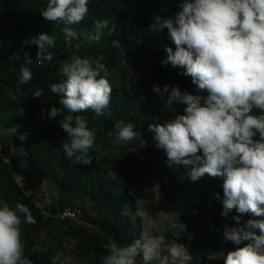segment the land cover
<instances>
[{
  "label": "clouds",
  "instance_id": "1",
  "mask_svg": "<svg viewBox=\"0 0 264 264\" xmlns=\"http://www.w3.org/2000/svg\"><path fill=\"white\" fill-rule=\"evenodd\" d=\"M89 3L90 0H47L41 16L63 25L64 43L71 48L73 39L78 37L72 26L87 17ZM176 3L178 11L172 16H156L151 29L167 30V39L174 48L165 46L166 58L161 64L180 69V75L190 77L197 94L182 92L178 86L169 91L168 84L162 88L153 86L154 93L167 94L166 110L174 111V105H185L183 114L162 123L156 118L155 123L149 124L153 149L166 155L168 167L176 171L180 167L187 169L181 179L197 182L205 175L222 178L223 196L219 192L214 194V199L222 204L220 214L227 218L233 211L237 213L232 217L235 226L225 225L223 229L224 242L236 246L223 254V264H264V0H176ZM115 27L108 19L95 20V30L87 39L98 42L103 30L111 34ZM28 42L38 48L35 57L38 65L53 61L49 49L56 46L54 36L40 33ZM112 46L120 50L122 57L126 56L119 41L113 40ZM79 47L75 45L77 51ZM20 58L19 51L8 57ZM103 60V56L93 59L72 55L62 61L59 71L65 79L50 88L59 97L61 107L40 110L42 119L45 115L52 120L62 116L57 123L68 138L62 149L67 158L75 157L77 164L93 163L90 150L96 142L95 130L81 113L91 111L97 117L111 114L113 88ZM23 61L18 82L25 85L34 78L29 67L33 59L25 52ZM42 95L41 88L31 93L33 99ZM115 129L116 139L121 142L142 137L132 122L119 120ZM26 138V133L19 136L21 141ZM121 215L129 217L135 226L139 213L125 207ZM245 215L256 218L242 222ZM167 221L177 237L187 229L173 213L168 214ZM36 223L27 205L16 202L13 206L0 199V264H33L25 255L22 226ZM151 227L158 228L155 220L151 221ZM187 238L192 239L193 235L188 234ZM104 248L100 264H192L193 261L184 243L174 239L166 245L164 237L151 236L147 231L125 244L110 240Z\"/></svg>",
  "mask_w": 264,
  "mask_h": 264
},
{
  "label": "trees",
  "instance_id": "2",
  "mask_svg": "<svg viewBox=\"0 0 264 264\" xmlns=\"http://www.w3.org/2000/svg\"><path fill=\"white\" fill-rule=\"evenodd\" d=\"M46 5L47 0H0V17L8 19L18 29L21 44L27 39L25 51L17 48L7 57L0 54V80L7 86V89L0 87V148L8 159L6 162L0 155V195L13 206L16 202L24 203L36 218V224L22 226L25 255L33 264H53L56 257V264H68L66 255L71 251L91 264H100L105 254L104 245L110 240L125 244L146 231L140 221L138 200L130 190L140 188L139 193L145 197L143 189L157 180L162 196L175 209L174 216L187 226L186 231L177 237L167 221V231L158 236L165 238L166 245L174 239L187 245L193 256L192 264H223V254L236 247L231 242H224L223 229L225 225L235 226L232 217L237 213L233 211L227 218L220 214L222 204L214 199V194L219 192L223 196L222 178L209 177L210 181L177 185L174 180L176 170L166 165V155L157 150L151 157L154 146L148 126L160 117L158 99L167 97V94L154 93L153 86L162 88L168 84L169 91L172 86H178L182 92L187 90L197 94L191 78L180 75V69L159 64L162 55L166 58L163 46L174 48V45L167 39L166 29H151L156 16H172L178 11L176 0H90L87 17L81 24L72 26L78 37L73 39L71 48L64 43L63 25L48 22L41 16ZM98 19H108L110 25L115 24L116 27L111 34L107 29L103 30L100 41L95 42L87 36L94 32V21ZM40 33L54 36L56 40V46L49 49L54 56L53 61L43 65H38L35 60L37 46L28 42ZM82 37H85V44L77 51L75 45ZM113 40L122 45L125 57L112 46ZM17 51L21 57L19 60L8 59ZM25 52L33 59L29 67L34 78L28 84L17 86ZM72 55L93 59L103 56L102 62L109 70L113 88L110 115L97 117L91 111L81 113L96 132L95 146L90 150L93 156L91 165L77 164L73 162L75 157H66L62 144L67 143L68 138L61 128L53 134L43 127V123H57L62 116L56 120L46 115L41 118V108L47 111L52 106L61 107L59 97L50 88L51 84L64 81L65 77L59 71L60 64ZM138 70L143 72V79L134 82ZM37 88L43 89V95L33 99L31 93ZM184 107L177 105L171 118L183 114ZM64 114L67 115L66 110ZM119 120L132 122L142 137L129 141L116 173L111 171L107 162L109 153L117 145L118 139L113 132ZM20 127L27 134L24 142L4 134L8 128L20 132ZM14 143L20 148L17 152L13 149ZM24 159L30 162V173L37 177L36 184L48 182L57 191V202L48 204L51 216L36 208L35 201L38 200L27 195L31 188L25 187L26 191L18 183L22 178L21 160ZM157 170L158 178L154 179ZM37 191L35 186L33 193ZM79 199L90 202L93 207L84 211L78 221L59 220L57 212L75 208ZM125 207L139 213L135 226L129 217L121 215ZM248 219L252 216L241 217L242 222ZM188 234L193 238L188 239ZM149 235L156 236L155 233ZM76 254L68 258L75 261Z\"/></svg>",
  "mask_w": 264,
  "mask_h": 264
},
{
  "label": "rangeland",
  "instance_id": "3",
  "mask_svg": "<svg viewBox=\"0 0 264 264\" xmlns=\"http://www.w3.org/2000/svg\"><path fill=\"white\" fill-rule=\"evenodd\" d=\"M18 29L14 26V24H10L8 19L2 18L0 17V53H7L10 54L12 53L14 50H16L17 48L19 50H23L25 51V45L27 43V39H24L22 41V44L18 41ZM79 46H82L85 44V37L79 38ZM164 46H163V50H164ZM165 57L162 55L159 64L161 65V61L162 59H164ZM136 76L134 77V82H140L143 79V72L141 70H138L136 72ZM142 75V77L140 78L139 76ZM167 97H160L158 99V102L160 104V117L157 120V122H164L168 119L171 118V116L173 115V111H168L165 109V101H166ZM20 100V99H19ZM177 105H174V108ZM111 110V108H110ZM109 110V111H110ZM43 127L50 133L53 134H57V131L59 128H61L59 126V124L54 123V122H47V123H43ZM21 131L18 132V129H10L8 128L4 134L10 137H14V140L17 139L19 141H21L19 139V136L21 134H24L22 131V128L20 127ZM117 130L115 129L113 133H116ZM24 142V141H23ZM129 144L128 142H121L119 140H117V145L116 148L111 151L109 153L108 156V162L109 163V168H111V171H114L117 173V168H118V163L122 157V155L127 152V145ZM152 144H154V141L152 142ZM14 147L13 149L17 152L20 148L16 147V144H13ZM11 150V149H10ZM156 150L153 149V152L151 153V157H153L155 155ZM23 152L20 153L21 156H23ZM16 153L13 154V156H15ZM95 158H97L95 156ZM75 159H74V161ZM21 170L22 172L20 174H22V178L20 179V181H18L19 185H23V187H21L22 189H24L25 187L27 188H31V191H27V189L25 188L24 190L27 191V195L29 196H33L34 200H39L44 202L47 206L50 203L53 202H57V191L56 189L48 182H44L42 184H36V179L37 177L35 175H32L30 173V162L27 159L21 160ZM187 172V169H185L184 167H180L179 171H175L174 172V180L177 182L176 184L179 185L181 183H189L192 184V182L190 180H188L187 178L181 179L182 176H185ZM27 177H26V176ZM158 178V170L155 173L154 179ZM28 179H29V185H28ZM157 180H153V184H149L147 189H143L144 192V196L141 195V193H139V189L138 188H133V190L131 191V194L133 196H135L138 200V211L140 213V221L143 224V228L146 229V231L149 233H155L156 236L158 235H162L167 231V216L169 213H173L175 214V209L173 208V206L170 204V202L168 201V199L165 196H162L161 192L159 191L158 185L159 183L156 182ZM200 181L204 182V181H210V178L205 175L203 178L200 179ZM28 185V186H27ZM37 187L38 191L33 193V189L34 187ZM168 191V190H167ZM0 199L4 200L5 197L0 195ZM93 206L90 204V202L86 201V202H82L80 199L76 201L75 203V208L80 210L82 213H84V211H88L92 208ZM133 213H136L133 209H132ZM255 219V217H252V219ZM155 220L158 228L153 229L151 227V221ZM76 253L75 252H68L66 255V259L68 260V257H73ZM76 259L75 261L70 260L69 264H91L88 260H85L83 258L78 257V255L76 254ZM68 262V261H67Z\"/></svg>",
  "mask_w": 264,
  "mask_h": 264
},
{
  "label": "built area",
  "instance_id": "4",
  "mask_svg": "<svg viewBox=\"0 0 264 264\" xmlns=\"http://www.w3.org/2000/svg\"><path fill=\"white\" fill-rule=\"evenodd\" d=\"M0 54L3 55L4 57H7V55H8L7 53H0ZM19 85H20V83L17 82V86H19ZM0 87L7 89L5 82L3 83L1 80H0ZM10 94L13 96L14 99H16L15 95L12 92H10ZM0 155L5 158L6 162H8V159H6V157L3 153V150L1 148H0ZM35 206H36V208L41 210L44 215L51 216L52 211L50 208H48V206L44 202L39 201V200L35 201ZM82 216H83V213L80 210H78L76 208H72V207H68L65 210L57 212V217L61 221H65V220L78 221ZM69 261L70 260H68L67 263H69Z\"/></svg>",
  "mask_w": 264,
  "mask_h": 264
}]
</instances>
